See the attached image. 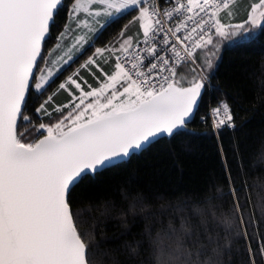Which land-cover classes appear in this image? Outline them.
<instances>
[{"label":"snow or ice","instance_id":"obj_1","mask_svg":"<svg viewBox=\"0 0 264 264\" xmlns=\"http://www.w3.org/2000/svg\"><path fill=\"white\" fill-rule=\"evenodd\" d=\"M163 2L164 7L161 0H73L71 22L53 49L46 50L43 46L64 0H0V264H99L88 234L78 231L74 190L86 178L126 163L160 138L181 134L206 89L204 73L220 50L215 37L238 36L233 43L241 45L264 34V0L252 3L239 24L221 22V13L233 15L237 0ZM125 15L139 22L142 36L125 37V29L119 47L96 48L81 67L89 71V66L95 67L105 77L101 87L85 91L74 78L80 73H73L59 84L72 102L50 110L56 93L43 97L63 66H70L77 54H84L85 45L91 48L103 29ZM198 49H208L204 63L199 71L191 67L195 75H187L183 69L196 64ZM53 53L58 59L46 60ZM98 58L105 63L114 59V73L105 72ZM42 63L52 66L42 68ZM33 95L40 101L37 116L68 111L54 125L41 122L38 128L30 127L27 105ZM87 98L93 99L86 103ZM209 118L216 129L236 126L223 101L211 109ZM34 132L39 135L29 142ZM230 191L233 208L221 221L223 239L208 226L216 219L215 212L197 208L200 227L181 216L179 227L170 221L169 230L157 234L155 264H220L216 258L221 249L231 246L229 230L247 242L248 264H257V255L264 260V240L258 239L254 249L247 230L256 221L246 219L238 191L231 187ZM129 252L130 257L138 254L135 247Z\"/></svg>","mask_w":264,"mask_h":264},{"label":"trees","instance_id":"obj_2","mask_svg":"<svg viewBox=\"0 0 264 264\" xmlns=\"http://www.w3.org/2000/svg\"><path fill=\"white\" fill-rule=\"evenodd\" d=\"M72 3L64 0L44 49H53L65 24L71 22L68 11ZM247 9V3L241 2L238 11L243 13L235 22L245 20ZM137 25L133 15L117 18L102 30L91 48L85 45L83 55L77 54L70 66L64 65L65 70L43 97L56 93L49 109L72 102L73 97L59 89V84L76 69L80 75L74 78L85 91L96 88L102 74L93 66L89 71L81 65L96 48L110 44L122 30L127 29L124 35H128ZM47 58L58 59L55 53ZM98 63L105 72H114V59ZM71 91L79 95L75 88ZM222 101L229 105L236 126L215 131L208 111ZM39 103L33 95L27 105L30 127L59 114L52 111L39 119L35 111ZM230 187L238 191L246 219L256 221L247 228L256 249L257 240H264V34L251 43L222 46L196 114L181 134L161 138L126 163L94 179L86 178L72 193L73 212L79 217L78 231L88 234L99 264H155L153 241L157 234L167 232L170 221L179 227L181 216L200 227L194 211L197 208L215 212L216 219L208 226L224 238L226 230L221 221L233 208ZM229 231L231 246L222 248L216 259L220 264H248L247 242L235 230ZM132 247L138 254L130 257ZM257 264H264L259 255Z\"/></svg>","mask_w":264,"mask_h":264},{"label":"rangeland","instance_id":"obj_3","mask_svg":"<svg viewBox=\"0 0 264 264\" xmlns=\"http://www.w3.org/2000/svg\"><path fill=\"white\" fill-rule=\"evenodd\" d=\"M72 6V5H71ZM71 6H70V8H71ZM93 7H95V6H93ZM69 8V9H70ZM81 15H84V14H81ZM102 19H103V17H102ZM91 34V33H90ZM120 35L121 34H119L110 44H108V45H112V44H115L117 47H119V44L117 43V41L120 39ZM125 36V35H124ZM126 37V36H125ZM233 38V39H232ZM231 39H222V38H219V37H215L214 38V42L216 41V40H219L220 41V49H221V47L222 46H224V45H229V44H231L234 40H236L235 39V37H232ZM70 39L71 38H69V40H66L64 43L65 44H68L69 42H70ZM108 45H106V46H108ZM209 47H211V46H209ZM207 52H208V49H205V50H196V55L199 57V59L196 61V64L195 65H192L191 63H190V65H189V67L188 68H184L183 69V71L185 72V74H187V75H195V73H192L191 72V67H196L197 68V71H199L200 70V68H199V66L200 65H202L203 63H204V60H205V58H206V54H207ZM94 53H95V50H94V52H93V54L92 55H90L84 62H83V64L90 58V57H93L94 56ZM61 55L63 54V52L61 51V53H60ZM218 54H219V52H218ZM218 54H217V57L216 58H213V67L211 68V69H208V70H206V72L204 73L205 75H209L211 72H212V70L214 69V67H215V65H216V62H217V60H218ZM105 56L107 57V56H109V54L108 53H105ZM46 60H48L49 61V59L47 58V56H46ZM98 60L99 61H103V58H98ZM114 63H115V60H114ZM82 64V65H83ZM52 65L51 64H45V63H42V65H41V67L42 68H45V67H51ZM57 67H59V65H57ZM56 69L55 68H53V71H55ZM114 71H115V69H114ZM75 72H77V69L76 70H74V72L73 73H75ZM73 73H71V74H69V75H67V77L68 76H72L73 75ZM112 73H114V72H111V73H109V74H112ZM37 76H39V73L37 74ZM67 77L63 80V82H65L66 81V79H67ZM102 81H105V77L102 75V77H101V79H99V81H98V85H97V87L96 88H99V87H101V82ZM206 82H207V80L205 81V84H206ZM92 89H94V88H90V89H88V90H86V91H90V90H92ZM108 94H110V90H109V92H108ZM79 95H80V93H79ZM78 95V96H79ZM93 98H87L86 99V103L87 102H90L91 100H92ZM78 102V101H77ZM68 111V109L66 108V110L65 111H63V113L62 112H59V114L58 115H56V116H52V117H50V118H48L46 121H43V123L44 124H46V125H54L57 121H58V119H60L61 117H62V115L64 114V113H66ZM41 117H43V116H39L38 118L39 119H41ZM40 124V123H39ZM39 124H37V125H35L34 126V128H38L39 127ZM37 134H39L38 132H34V134H33V136H30V138H31V141L34 139V137L37 135ZM46 134V133H45ZM30 141V142H31Z\"/></svg>","mask_w":264,"mask_h":264},{"label":"crops","instance_id":"obj_4","mask_svg":"<svg viewBox=\"0 0 264 264\" xmlns=\"http://www.w3.org/2000/svg\"><path fill=\"white\" fill-rule=\"evenodd\" d=\"M245 1L248 5V9L244 11V13H246V18H247V15L250 11V7L252 5V3H254L252 0H237V4L233 5V9H234V12H233V15L231 17H224V14L221 13V16H222V20L221 22L224 23V24H239V23H244V21L242 22H235L237 21V18L242 15V13L240 14V12L238 11V7L240 6V3ZM256 2H258V0H256ZM245 18V19H246ZM137 27H135V30L134 31H131V33H129L128 35H135L137 33H139L140 36H142V32L140 31L139 29V22L137 21ZM246 28H248L249 26L248 25H245ZM258 29H253L252 31L256 32ZM128 35H125V36H128ZM233 39V38H232ZM236 40L239 39L238 36L235 37ZM62 83V82H61ZM70 89L71 88H74L72 87L71 85H69Z\"/></svg>","mask_w":264,"mask_h":264},{"label":"built area","instance_id":"obj_5","mask_svg":"<svg viewBox=\"0 0 264 264\" xmlns=\"http://www.w3.org/2000/svg\"><path fill=\"white\" fill-rule=\"evenodd\" d=\"M160 6H161V7H164V6H165L163 0H161V5H160ZM213 31H214V30H213ZM220 103H221V102H219V103L216 104L215 106H210V108H209V111H208V119H209V121H210L212 127H213L212 119L209 118V116H210V111H211V109L217 107ZM224 127H226V128H230V127H227V125H225ZM224 127H223V128H224ZM213 129H214L215 131L218 130V129L214 128V127H213Z\"/></svg>","mask_w":264,"mask_h":264},{"label":"water","instance_id":"obj_6","mask_svg":"<svg viewBox=\"0 0 264 264\" xmlns=\"http://www.w3.org/2000/svg\"><path fill=\"white\" fill-rule=\"evenodd\" d=\"M203 92V91H202ZM201 98V97H200ZM200 98H199V100H198V104H199V102H200ZM198 108V107H197ZM197 108H196V110H195V112H194V115H193V117L191 118V120L189 121V123L193 120V118H194V116H195V114H196V111H197ZM188 123V124H189ZM165 137H169V136H164V137H162V138H165ZM40 138H43V137H40ZM161 139V138H160Z\"/></svg>","mask_w":264,"mask_h":264}]
</instances>
